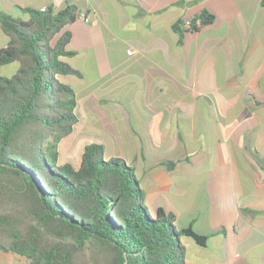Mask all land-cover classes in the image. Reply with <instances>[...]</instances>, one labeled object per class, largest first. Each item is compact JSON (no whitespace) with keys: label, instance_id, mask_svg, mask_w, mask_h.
Returning <instances> with one entry per match:
<instances>
[{"label":"crops","instance_id":"obj_1","mask_svg":"<svg viewBox=\"0 0 264 264\" xmlns=\"http://www.w3.org/2000/svg\"><path fill=\"white\" fill-rule=\"evenodd\" d=\"M67 4L89 17L64 27L80 73L59 76L76 96L68 152L101 144L134 169L151 214L204 234L180 237L183 264H264L261 0H0V15ZM203 10L215 20L180 38L174 24Z\"/></svg>","mask_w":264,"mask_h":264},{"label":"trees","instance_id":"obj_2","mask_svg":"<svg viewBox=\"0 0 264 264\" xmlns=\"http://www.w3.org/2000/svg\"><path fill=\"white\" fill-rule=\"evenodd\" d=\"M20 13L0 15V66L16 63L0 74V250L29 264H183L180 237L204 245L206 236L177 229L162 207L151 214L131 166L105 159L99 143L84 146L77 166L59 161L77 119L74 90L59 76L80 75L66 59L64 27L86 11L67 4ZM214 20L203 10L174 28L181 38Z\"/></svg>","mask_w":264,"mask_h":264},{"label":"rangeland","instance_id":"obj_3","mask_svg":"<svg viewBox=\"0 0 264 264\" xmlns=\"http://www.w3.org/2000/svg\"><path fill=\"white\" fill-rule=\"evenodd\" d=\"M10 73L11 71H9L7 68L2 66L0 67V74H10ZM67 140L68 137H64L58 145L59 161L70 162L73 165L77 166L80 162V155L83 149L81 148L82 142L81 140H79L74 147V152L69 153L67 150ZM184 240H186L187 242V240L191 241L192 239L190 237H184ZM0 264H29V263L24 256L18 255L11 251L0 250Z\"/></svg>","mask_w":264,"mask_h":264},{"label":"built area","instance_id":"obj_4","mask_svg":"<svg viewBox=\"0 0 264 264\" xmlns=\"http://www.w3.org/2000/svg\"><path fill=\"white\" fill-rule=\"evenodd\" d=\"M46 8L47 7L43 6V7L40 8V10H45ZM80 18H82L85 21L89 20V17L87 15L83 14V13L80 14ZM197 22H198V20H197ZM184 23H185L186 26H188L189 25V19H187Z\"/></svg>","mask_w":264,"mask_h":264}]
</instances>
